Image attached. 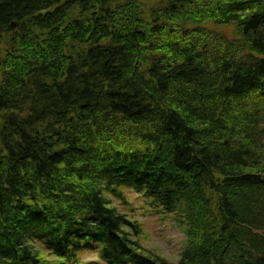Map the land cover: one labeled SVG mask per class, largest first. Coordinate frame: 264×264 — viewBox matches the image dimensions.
Listing matches in <instances>:
<instances>
[{
  "label": "trees",
  "instance_id": "1",
  "mask_svg": "<svg viewBox=\"0 0 264 264\" xmlns=\"http://www.w3.org/2000/svg\"><path fill=\"white\" fill-rule=\"evenodd\" d=\"M125 188L182 224L177 261ZM35 242L264 264V0H0V264H53Z\"/></svg>",
  "mask_w": 264,
  "mask_h": 264
},
{
  "label": "rangeland",
  "instance_id": "2",
  "mask_svg": "<svg viewBox=\"0 0 264 264\" xmlns=\"http://www.w3.org/2000/svg\"><path fill=\"white\" fill-rule=\"evenodd\" d=\"M125 198L122 200L114 195L109 196L111 204L115 205L120 213L136 220L141 225V245L146 250L151 249L169 260L177 261L184 249L186 234L184 228L173 214H166L150 206L143 195L134 190L125 188ZM36 248L43 252L45 258L52 259L53 264H107L98 257L94 249L84 248L77 257L53 256L45 252L42 246L35 242ZM128 264V263H125Z\"/></svg>",
  "mask_w": 264,
  "mask_h": 264
},
{
  "label": "water",
  "instance_id": "3",
  "mask_svg": "<svg viewBox=\"0 0 264 264\" xmlns=\"http://www.w3.org/2000/svg\"><path fill=\"white\" fill-rule=\"evenodd\" d=\"M15 26H16V22L11 23V27H12V28H15Z\"/></svg>",
  "mask_w": 264,
  "mask_h": 264
}]
</instances>
